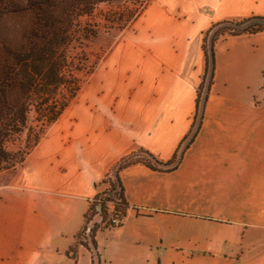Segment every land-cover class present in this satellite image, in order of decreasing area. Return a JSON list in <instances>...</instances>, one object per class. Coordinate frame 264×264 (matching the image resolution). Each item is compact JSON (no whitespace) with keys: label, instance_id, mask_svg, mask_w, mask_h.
Masks as SVG:
<instances>
[{"label":"crops","instance_id":"obj_1","mask_svg":"<svg viewBox=\"0 0 264 264\" xmlns=\"http://www.w3.org/2000/svg\"><path fill=\"white\" fill-rule=\"evenodd\" d=\"M253 18H264V0H151L136 32L141 88L93 91V110L69 109L31 152L16 172V219H0V239L16 240L0 264H264V108L254 104L264 98V31L219 34L213 57L205 42L221 23ZM235 45L240 71L255 70L236 96L217 89L228 68L218 57ZM208 76L202 126L180 164L123 169L124 224L88 221L124 158L143 150L172 160Z\"/></svg>","mask_w":264,"mask_h":264},{"label":"trees","instance_id":"obj_2","mask_svg":"<svg viewBox=\"0 0 264 264\" xmlns=\"http://www.w3.org/2000/svg\"><path fill=\"white\" fill-rule=\"evenodd\" d=\"M101 5L109 10L102 22L94 21ZM140 10L139 6H126L125 0H0V175L20 169L47 129L71 106L82 88L80 74L86 69L89 73L95 70L102 57L89 61L85 54L89 43L103 31L108 35L124 31L139 17ZM218 28L221 35L256 34L264 31V18L225 22L214 27ZM217 36L210 42L212 57ZM206 102L207 96L198 123L195 118L184 139L185 147L179 151L180 146L170 162L163 163L141 150L146 158L141 159L138 152L118 164L111 190L97 197L102 199V211L103 201H111L125 215L122 186L108 196L120 184L118 174L123 169L144 164L154 170H171L180 164L201 129ZM199 110L198 93L196 114ZM96 206H92L88 221L95 219ZM96 226L91 230L92 242Z\"/></svg>","mask_w":264,"mask_h":264},{"label":"rangeland","instance_id":"obj_3","mask_svg":"<svg viewBox=\"0 0 264 264\" xmlns=\"http://www.w3.org/2000/svg\"><path fill=\"white\" fill-rule=\"evenodd\" d=\"M126 6H135L141 8V13L139 17L132 22L128 28L124 31H112V35H108V31H103L100 33L99 38L95 41L89 43V46L85 49V54L88 56L89 61H92L97 56H102L96 65L95 70L89 73V69L83 71L80 74L82 79V88L78 93L77 97L72 101L71 106L68 108V111L63 114V116L52 126L47 129V133L44 137L50 135V133L58 126L61 125V121L68 118L69 109L73 111V114L78 113L77 111L81 110L84 107V104H89L88 110H93L91 105L95 102L92 98L88 99V96L93 93V91L97 90L100 93L104 94V99L108 95V91L112 90H130L140 89V73H141V63L142 57L144 54V49L141 47L144 38L141 34L137 35V31L140 28V16L144 13L146 8L148 7L151 0H125ZM109 10L106 5H101L98 7V10L95 12L94 21L102 22L106 12ZM219 29H213L206 37V50L209 54L210 42L211 39L217 34H219ZM226 36H230L227 35ZM221 38V37H220ZM110 46L107 48V51L103 53V50L106 48L107 44ZM119 46V47H118ZM246 49L249 48V44H245ZM117 50L115 51V49ZM115 51V53H114ZM103 53V54H101ZM113 54V55H112ZM237 54V45L232 47L230 51L225 53V56L219 55V62L221 58L227 59L228 68L223 74V70H219L218 79H217V89L221 92H226L231 95H238L240 88L244 87L246 83H255L254 79V71L252 65V71H245L242 73L238 68L242 63L237 62L236 58ZM112 55V56H111ZM109 57L111 59L108 61ZM212 60V57H211ZM242 61L244 59H241ZM257 63V62H256ZM239 64V66H238ZM100 69H103L99 75L96 77V73ZM210 75V74H209ZM95 79V80H94ZM209 76L207 79H200V83L197 92L199 93V108L200 110L197 112L195 118L198 123L199 116L201 114V110L203 107L204 100L207 96V86H208ZM225 83L227 84L225 86ZM242 90V89H241ZM245 94L247 92L243 91ZM197 93V98H198ZM238 93V94H237ZM254 104L258 107L264 108V98L255 99ZM264 117V111L262 113ZM74 118V117H72ZM43 137V138H44ZM184 141L182 142L181 151L184 146ZM187 144V142H186ZM180 148V147H179ZM141 159L146 158L145 155L139 151L138 153ZM16 172L3 173L0 175V219H16ZM20 182V181H18ZM90 226H94V222H89ZM4 229L1 227L0 229V237L3 235ZM85 237V234L83 235ZM91 245H93L91 237L88 238ZM8 239L4 242L0 239V254L5 249V244H7ZM7 244L9 247L12 245H16V240L9 241Z\"/></svg>","mask_w":264,"mask_h":264},{"label":"built area","instance_id":"obj_4","mask_svg":"<svg viewBox=\"0 0 264 264\" xmlns=\"http://www.w3.org/2000/svg\"><path fill=\"white\" fill-rule=\"evenodd\" d=\"M113 195V194H111ZM109 195V197L111 196ZM96 211L97 215L95 218L99 219V225L103 228H118L124 224L125 215L122 209L118 208L117 204L111 201H103L105 208L102 211V207L100 206L102 203V199H97L96 202ZM93 226H89L88 233L91 232Z\"/></svg>","mask_w":264,"mask_h":264},{"label":"water","instance_id":"obj_5","mask_svg":"<svg viewBox=\"0 0 264 264\" xmlns=\"http://www.w3.org/2000/svg\"><path fill=\"white\" fill-rule=\"evenodd\" d=\"M117 183H118V182H117ZM119 189H120V184L118 183V184H117V189H116L113 193H116Z\"/></svg>","mask_w":264,"mask_h":264}]
</instances>
